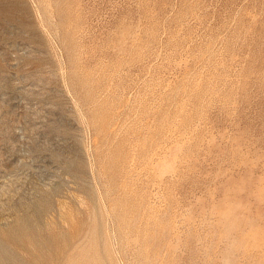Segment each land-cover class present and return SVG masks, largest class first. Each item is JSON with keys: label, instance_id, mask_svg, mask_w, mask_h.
Returning a JSON list of instances; mask_svg holds the SVG:
<instances>
[{"label": "rangeland", "instance_id": "rangeland-1", "mask_svg": "<svg viewBox=\"0 0 264 264\" xmlns=\"http://www.w3.org/2000/svg\"><path fill=\"white\" fill-rule=\"evenodd\" d=\"M0 264H264V0H0Z\"/></svg>", "mask_w": 264, "mask_h": 264}, {"label": "bare ground", "instance_id": "bare-ground-1", "mask_svg": "<svg viewBox=\"0 0 264 264\" xmlns=\"http://www.w3.org/2000/svg\"><path fill=\"white\" fill-rule=\"evenodd\" d=\"M49 8V7H48ZM5 242V241H4ZM8 243V242H7Z\"/></svg>", "mask_w": 264, "mask_h": 264}]
</instances>
